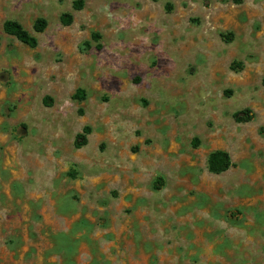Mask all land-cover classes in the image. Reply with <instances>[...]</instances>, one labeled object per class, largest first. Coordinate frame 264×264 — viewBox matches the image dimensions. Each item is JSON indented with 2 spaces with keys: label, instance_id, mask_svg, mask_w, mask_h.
<instances>
[{
  "label": "rangeland",
  "instance_id": "rangeland-1",
  "mask_svg": "<svg viewBox=\"0 0 264 264\" xmlns=\"http://www.w3.org/2000/svg\"><path fill=\"white\" fill-rule=\"evenodd\" d=\"M263 80L264 0H0V264H264Z\"/></svg>",
  "mask_w": 264,
  "mask_h": 264
},
{
  "label": "trees",
  "instance_id": "trees-1",
  "mask_svg": "<svg viewBox=\"0 0 264 264\" xmlns=\"http://www.w3.org/2000/svg\"><path fill=\"white\" fill-rule=\"evenodd\" d=\"M81 6V1H75L72 5L74 10H79ZM72 18L69 14H63L60 17V23L63 26L70 25ZM47 22L43 18L37 19L33 24V30L36 33H41L46 28ZM3 32L7 35L13 36L19 42L27 45L30 48L36 46L35 37L31 36L19 23L11 20H7L2 25ZM93 38H97V34H93ZM264 86V80H263ZM75 99L83 100V91L77 90L74 94ZM253 119L252 114L249 110H243L233 114V120L236 123H248ZM89 134V128L84 127L82 133L76 135L74 139L73 146L75 149H80L86 145V135ZM231 159L228 153L224 151H214L209 154L207 158V170L209 173L214 175H219L227 171L231 167ZM160 180L156 181L154 184V189L158 190L160 185Z\"/></svg>",
  "mask_w": 264,
  "mask_h": 264
}]
</instances>
